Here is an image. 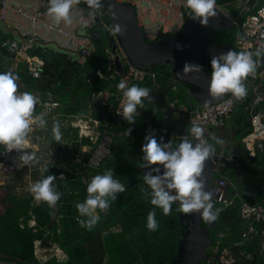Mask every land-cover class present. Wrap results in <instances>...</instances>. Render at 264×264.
I'll return each instance as SVG.
<instances>
[{"label":"built area","instance_id":"built-area-1","mask_svg":"<svg viewBox=\"0 0 264 264\" xmlns=\"http://www.w3.org/2000/svg\"><path fill=\"white\" fill-rule=\"evenodd\" d=\"M120 2H129L132 4L136 18L142 30V35L146 41L156 40L167 35L182 34L186 25V15L183 0H118ZM241 9L247 13L245 19L238 26L237 48L239 51H255L257 47L264 44V2L256 8L246 5L247 0H239L237 2ZM48 0H0V22L7 27L15 29L17 36L10 38L3 43L14 49V59L20 58L25 64L24 74L34 80H39L43 77L44 61L46 53L50 51H63L66 53L70 61L77 62L83 66L87 56L95 50V41L90 33L92 28L102 26L107 33V37L113 40L112 44L107 42L105 52L107 54V69L110 73L106 74L100 70H96V75L99 78H107L112 80L108 87L99 90L92 94L84 102L85 112L70 113L62 111L63 103L55 91L58 81L49 82L46 87H37L33 90V94L40 98V103L36 105V113H46V119L49 122L59 121L61 132L63 134V144H56L54 140H50L49 125L47 130L34 128L29 134L25 150L36 152L39 158V163L34 166H25L17 168L20 163V155L16 152L8 154H0V172L8 173H24V188L27 191V198L30 200L31 208L28 211L27 225L34 232L43 231V237L52 236V231L49 225L40 228L36 221V217L32 212V207L42 206L37 204L28 191L31 183L38 179L49 175V169L60 167L67 169L69 172L81 174L80 181L85 187L93 177L94 172L100 167L102 162L112 155L116 146V139L122 136V127L129 124L122 116L117 115L122 93L118 91L117 85L121 81H125L129 86L138 82L149 79L152 88L159 89L161 84L157 81L158 73L154 70L145 71L134 67L127 60L125 53L121 49L116 36H114L113 28L106 14L100 8L94 16L89 15L91 11L85 4L75 5L73 8H81V11L75 13L72 9L73 23L71 25H54L46 16ZM219 9V5H216ZM237 19H233L235 23ZM87 21L88 27L81 31V24ZM115 48L112 49V45ZM49 45L55 47V50H50ZM33 48L31 52L29 49ZM7 52V51H6ZM38 53L42 54L40 56ZM8 54V52H7ZM124 68V73L118 75L114 67L115 56ZM5 71H16V65H10ZM0 72H3L0 70ZM89 82V78H87ZM177 80L173 74L168 77V81L164 84L174 88ZM246 85L251 87L249 100L243 102V111L248 115L249 123L246 128V133L242 137V143L246 149L247 155L256 156V149H264V110L257 109L264 101V67L257 69L255 78L249 77L245 81ZM137 85V84H136ZM20 91V89H19ZM113 98L112 103L110 98ZM237 102H234L231 94H228L221 100L210 105H203L196 102L188 108L184 104L178 107L187 114V128L185 136L192 139L189 135V129L193 122L198 123L205 131L204 139H208L209 134L214 129L224 126L225 121L229 119ZM138 116L142 114L141 109H137ZM147 135H158V142L173 143L178 135L169 133L165 127H158L153 124H147ZM161 137L163 140L161 141ZM1 153H3V147ZM65 152L69 154L64 158ZM230 161L231 159L228 158ZM48 166V172H42V168ZM150 169H144V173ZM63 174L64 180L67 179L65 170H60L57 173L59 177ZM155 174V173H154ZM144 175V174H143ZM138 181L136 186L147 187L143 181ZM123 183H126L119 177H114ZM213 180V178H212ZM218 189L224 186L222 180H215ZM126 191V190H125ZM124 191V192H125ZM123 192V193H124ZM117 194V199L121 194ZM216 194V192H214ZM214 197V195H213ZM86 198V196H85ZM116 199V200H117ZM85 200V199H84ZM83 200V201H84ZM82 201V202H83ZM222 205L218 209L229 207L233 201H221V196L217 199ZM111 204V203H110ZM238 215L241 219L242 229L239 231V241L235 242L234 246L239 249L244 244V240L249 237L256 236L264 231V205L260 203H248L245 200L237 201ZM61 203L57 202L53 216L55 222L58 221V210ZM110 210V207H109ZM108 210V212H109ZM107 212V213H108ZM101 220L104 222L107 219V214L100 213ZM118 224L110 226L109 231H119ZM60 232V228L56 229ZM104 232V231H103ZM108 232V230H107ZM34 255L36 259L43 263L55 257L60 262L67 260L66 252L60 246L52 242L51 239L44 241L43 238H36L33 241ZM244 251L241 253L243 254ZM246 259H251L250 253H245ZM223 263L231 264L234 258L226 256L221 259ZM210 261L208 260L207 263Z\"/></svg>","mask_w":264,"mask_h":264},{"label":"clouds","instance_id":"clouds-1","mask_svg":"<svg viewBox=\"0 0 264 264\" xmlns=\"http://www.w3.org/2000/svg\"><path fill=\"white\" fill-rule=\"evenodd\" d=\"M81 3L91 10V16L103 7L101 0H48L46 16L54 25H71L73 6ZM183 4L189 10L190 18L204 26L208 25L209 18L217 15V0H183ZM219 9H222L220 5ZM80 27L81 31L86 29L87 21ZM125 30L124 26L117 24L112 34L122 36ZM235 50L214 56L210 61L208 94L212 99L231 94L234 102H242L248 96L245 81L249 77L255 78L257 69L264 67V44L255 51L238 52L236 47ZM200 70V65L186 62L183 66V73H199ZM19 79V75L14 72H0V146L4 150L0 154H21L20 163L16 166L22 168L39 163L37 153L26 151L25 146L34 128L47 130L48 120L46 113H36L40 98L31 92L19 91ZM117 89L122 93L117 115L132 124L138 115L137 109H145V99H151L150 90L136 84L129 86L125 81H121ZM60 129V122H53L51 133L56 144H63ZM188 131L192 139L184 136L175 147L170 141L158 142L151 134L144 137L145 143L141 148L143 156L139 167L150 170L143 175L147 187H142L140 191L141 199L148 200L154 206L147 213L146 227L151 232L159 227L156 209L162 210L164 216H169L175 202H179L178 211L186 215L199 213L206 222L214 221L220 212V209H214L213 192L205 190L204 169L205 162L216 152L214 144L208 140L217 144L223 141L214 134H209L208 140L204 139L205 131L196 122L192 123ZM130 132L131 129H127L126 134ZM48 169V166H44L42 172H48ZM58 179L64 180L62 173L59 177L49 174L31 183L28 191L33 200L37 204L55 208L62 195L55 183ZM125 190V185L114 178L113 169L94 175L86 186L85 200L75 205L81 228L91 231L101 220L100 213L107 214L110 203L117 199V194Z\"/></svg>","mask_w":264,"mask_h":264},{"label":"trees","instance_id":"trees-1","mask_svg":"<svg viewBox=\"0 0 264 264\" xmlns=\"http://www.w3.org/2000/svg\"><path fill=\"white\" fill-rule=\"evenodd\" d=\"M238 1L217 0V4L221 7L230 8L234 13H239L241 8L237 5ZM6 38L5 34L0 33V50L5 54L7 52L3 43ZM205 40L222 45H233L232 37L227 30L208 31L205 35ZM46 54L43 77L39 80H34L19 70L15 72L20 77L18 84L24 89H30L32 87H46L49 82L58 81L59 84L56 86L55 91L63 103V110L66 112H83L84 101L90 98L92 94L108 87L112 82L110 79L99 78L96 75L97 69L102 70L106 76L111 71L107 69V54L105 52V44L101 39L100 44H95V50L87 56L83 66H80L75 61H70L66 53L60 50L50 51ZM210 61L208 59L201 60L203 68L209 74L211 73ZM160 65L163 67V64ZM154 68L155 66L152 70H155ZM163 69L161 68L160 70ZM87 78H89V82H87ZM157 81L161 84L160 90L164 86H168L164 84L165 79L159 75L157 76ZM177 82L174 84L173 91H179L183 94L184 97L181 103L190 108L197 101L189 94L187 83L179 82L180 86H177ZM150 85V81L146 80L144 87L151 90ZM174 96L175 94L171 95V102L177 101L174 99ZM248 100L249 98H246L244 101ZM243 102L240 103L242 107ZM144 104L145 109L142 112V120L140 122L135 120L134 125L127 124L121 129V131H124L123 134L126 135V138H128L127 144H134L138 141L137 139L132 141L131 138H134L138 129L142 128L140 137V145L142 147L145 143L144 137L147 135L146 127L148 123L158 127H165L169 130V133L176 134L177 130L171 125L170 119L166 118L164 114V104L161 101L145 99ZM257 109L264 110V101ZM127 129H131L128 135L126 134ZM155 138L158 141V135H155ZM68 156L69 154L65 152L63 157L66 158ZM243 160L240 159L239 163L244 171H249V176L241 184H244V191L246 193L248 192L249 195L252 194L254 196L248 199L247 202L255 203V198L263 201L264 191L260 188L262 185L261 174L256 167L250 165L248 160ZM103 162L94 172L93 176L103 174L107 170L106 166H103ZM133 165V169L127 173H123L122 166H116L115 163L110 168L114 171V177H119L126 185L131 184L117 200L112 201L110 204L109 218L113 216L117 217L118 223L122 224V231L118 233L105 234L99 228V224L103 227L107 219L102 222L103 224L98 222L99 224L91 231L81 228L78 223L80 217L75 205L85 199L86 191L80 181L81 174L76 172H69L67 169L60 167L49 169L50 174L55 176H57L60 170H65L67 177L66 180L58 179L55 182L58 190L62 193L58 201L61 205L57 213V222L48 213L43 212L40 206L32 207V212L40 228L46 225H54V230L48 226L52 231V236L43 237L42 230L34 232L32 228L28 227L27 218L31 205L27 197H19L16 194L7 192L4 201L5 205H0V261L8 264H93L94 262L101 264L106 253L112 255L113 264H158L159 260L164 256L169 259V256L176 252L177 242L180 238V228L172 229V226H170L173 223L172 221L175 222L178 218L179 205L176 202L173 203L172 212L169 216H164L162 210L156 209V219L159 227L155 232L149 231L146 227L147 213L154 206L148 200L141 199L140 189L142 187L135 184L139 181L136 178L141 177L140 172L137 173L140 167L139 163ZM228 209H234L231 206L227 208V216H230L231 214ZM226 221L228 220L226 219ZM57 228H60L59 233L56 232ZM36 238H43L44 241L51 239L52 242L57 243L66 252L67 260L60 262L55 257H51L43 263L39 262L34 255L33 248V241ZM226 244H229V242Z\"/></svg>","mask_w":264,"mask_h":264},{"label":"water","instance_id":"water-1","mask_svg":"<svg viewBox=\"0 0 264 264\" xmlns=\"http://www.w3.org/2000/svg\"><path fill=\"white\" fill-rule=\"evenodd\" d=\"M256 1L257 0H247L246 5L250 8L255 5ZM101 3L103 5L101 9L106 14L113 30L117 24L124 26L126 29L122 36L116 35V39L131 65L139 69H144L145 71H150L155 65L170 64L171 73L174 78L178 82L187 83L189 94L198 103L203 105L216 103L228 95L225 94L217 99H212L209 96L208 84L210 74L205 71L201 64L202 59L211 60L212 57L221 53H226L228 50L236 51L234 46L231 44L222 45L214 42H207L205 40V35L208 31H226L233 25V19L224 10L217 8V15L209 18L207 26L201 25L197 20L191 19L188 15L189 10H185L186 25L181 35H167L156 40L146 41L142 35L141 27L138 23L131 3L120 2L118 0H101ZM243 12H245L244 9H242L241 13ZM97 28L98 29L92 28L90 33L92 34L95 43L100 44V33L98 30L105 31V29L102 26H98ZM10 38L11 37H8V39ZM107 42L112 44L113 40L108 38ZM114 48L115 45L113 44L112 49ZM5 50L8 52L10 57L15 55L14 49L10 47L9 44L5 45ZM32 50L33 48H30L29 52ZM38 54L42 56V54ZM186 62L200 65V72L183 73V66ZM114 67L118 75L124 73V68L117 55L114 58ZM168 92L169 89L167 88H164V90L160 93L156 90L155 94H160L161 96V98H157V100H163L162 96ZM174 111L179 112L180 117L179 121L176 123L171 121V125L177 128L180 121H183L176 131V135H178V137L172 143L175 147L185 136L187 114L179 108H174ZM165 116L166 118H169L168 115ZM246 121L249 123V118H247ZM210 134H212V131ZM243 134V131L238 133L239 136H242ZM222 140L228 141L223 137ZM212 141L213 140H208L210 143ZM227 148L228 146L223 143H216L215 155L205 162V190L213 192L214 201H217L219 196H221V201L226 199L233 201V196L236 195L234 190L229 192L232 182L227 178H213V174L217 169L225 171L227 168H232L236 176L235 181L238 182V184H241L243 178L246 176V172H244V169L239 163L236 150H234L235 148H231V150ZM236 148L238 149L239 146H236ZM26 151L32 152L31 150ZM17 154L19 155V153ZM244 157L248 160L254 159L256 156L251 157L247 155ZM228 158L231 160L229 161ZM138 172H140L141 176L144 174V171H141V168L137 171V173ZM162 172L163 168L161 167V173ZM215 180H222L224 186L221 189H218ZM130 186L131 184L126 185L127 189ZM214 192H216V194H214ZM176 203L179 205V202ZM230 206L231 208H234V201ZM41 209L43 212L48 213L49 216L54 215V208L42 205ZM220 212L224 216L225 220L228 218L235 219V217L227 216L226 208L220 209ZM177 215V225L180 226V238L177 242L176 252L169 256L170 260L168 262L166 261L167 257L164 256L161 260H159L158 264H203V260L207 257V249L211 247L213 243V239L211 238V229L216 226L218 216L214 221L206 222L202 219V216L199 213L186 215L178 211ZM263 241L264 240L262 238L260 243L262 244ZM261 248H264V245ZM0 263L8 264L1 261Z\"/></svg>","mask_w":264,"mask_h":264},{"label":"rangeland","instance_id":"rangeland-1","mask_svg":"<svg viewBox=\"0 0 264 264\" xmlns=\"http://www.w3.org/2000/svg\"><path fill=\"white\" fill-rule=\"evenodd\" d=\"M264 2V0H257L255 5L253 6L252 8V11H254L256 8H258L262 3ZM242 3H240L239 5H241ZM238 5V6H239ZM243 5V4H242ZM232 19H237L235 23H233V25L231 26L230 29H228L227 31L230 33V36L232 37V41H233V46L236 47L237 51L239 52V49L237 48V36H238V33H237V29H238V26L241 24V22L245 19V16L247 13H242L239 12V13H234L231 11L230 8H227L225 6H222L221 7ZM242 10V9H241ZM107 19V17H106ZM1 31L3 32V28L0 27ZM98 29V28H97ZM99 33H100V39L102 40V42L105 44V46L107 45V40H108V37L105 33V31H101V30H98ZM52 45H49V48L50 50H53V48L51 47ZM12 62V60L10 58L7 57V55L3 52H1L0 50V70L4 71L7 69V65L10 64ZM23 63V62H22ZM23 67L20 69H24L25 68V64H21ZM17 68V66H16ZM163 69V70H160V69ZM158 75L165 79V82L168 81V77L171 75V65L170 64H163V67H161L160 64L158 65H155V68H154ZM160 70V72H158ZM146 80H149V79H146ZM138 86H141V87H144L145 84H146V81H142V82H138L136 83ZM151 86V85H150ZM177 86H180L179 82H177ZM247 90H248V93L251 89V87L247 86ZM152 88V86H151ZM174 96V99L177 100L178 102H181L183 100V94H181L179 91H173L171 93V95ZM185 99H187V97H185ZM188 100V99H187ZM186 100V101H187ZM241 102H237L236 106H235V109L233 110L232 112V118L231 120L237 116L241 117V120L238 119V121L241 123V128L243 130H245L247 128V121H246V117L247 115L245 114V112L243 111L242 109V106L240 105ZM142 112H143V109H141ZM230 115V117H231ZM230 117L228 120H226V125L229 124V122L231 121L230 120ZM143 118V114H141L140 116L136 117V121H141ZM142 134V128H139L138 129V133H137V136L140 137ZM137 137V138H138ZM237 138H239V135L237 136ZM128 138H121V139H118L117 140V146L114 150V153L109 156L104 162H103V166H106L107 169H110L112 167V165L114 166V163L116 166H122V172L123 173H127L128 171L132 170L133 169V164H138L140 163L141 161V158L143 156V153L141 151V140L138 139V141L134 144H130L128 143ZM211 143H213L215 146H216V142L215 141H212ZM256 154H257V157H255L254 159H248L250 165L252 166H256L257 165V160L260 159V158H263L262 157H259L261 156L263 153H259V150L256 149ZM225 176L229 181L232 182L230 188H229V192L231 191H235L237 192L236 195L233 196V198L236 200V201H240L241 199L242 200H245L247 201L248 199H251L252 197H254L252 194H248V192L246 193L244 191V184H238V182L235 181L236 179V176L234 174V171L232 168H227L225 171H222V172H214L213 174V178H218L219 176ZM139 180V181H142V177H138L136 178V180ZM262 180V179H261ZM243 181H245V177L243 179ZM260 181V180H259ZM264 181V179H263ZM7 192H10V193H13V194H16L17 196L19 197H28L27 196V191L25 190L24 188V173L23 172H18V173H8V172H4V171H1L0 172V205L1 206H4V201H5V196L7 194ZM264 193V192H263ZM259 195V194H258ZM260 197V196H259ZM255 203H260L262 205H264V200L262 201L261 199L259 198H255ZM250 203V202H248ZM222 203L220 202H217V201H213V205H214V208H218L220 207ZM230 212H235L236 210H232V209H228ZM109 215H110V211L107 213V222H104V224L102 223V221H99V223H102L103 224V227L101 224H99V228L102 229V231H104L103 233L105 234H108V233H118V232H121L122 231V224L118 223V220H117V217H112V218H109ZM112 215V213H111ZM217 224L216 226H214L212 228V236H217V232L219 231L218 230V225L221 224L222 227L224 228V224L227 223L226 220H224V216L221 215V213L218 214V218H217ZM242 223L243 222H239V226L238 228H236V222L234 221L232 225V232H229V235L233 236L234 238H238L239 239V231L242 229ZM113 224H118L119 227H120V230L119 231H116V232H111L109 231V228L111 225ZM50 226V229L54 230L53 228V224L52 225H49ZM222 227L219 225V228L222 229ZM231 227V226H230ZM131 229V228H130ZM240 229V230H239ZM108 230V232H107ZM164 234H166L164 232ZM221 239V237H220ZM244 252H254V247L253 246H245L243 248ZM169 259H167L168 261ZM93 264H97V262H94ZM101 264H113V261H112V255L110 253H106L105 254V257L104 259L102 260V263ZM116 264H119V263H116Z\"/></svg>","mask_w":264,"mask_h":264},{"label":"crops","instance_id":"crops-1","mask_svg":"<svg viewBox=\"0 0 264 264\" xmlns=\"http://www.w3.org/2000/svg\"><path fill=\"white\" fill-rule=\"evenodd\" d=\"M73 11L75 13H77V12L81 11V8L80 7H78L77 9L73 8ZM0 27H2L4 29L3 32L0 29V33H3V34H5L7 36L5 41L8 40V37L15 38L17 36V33H16L14 28L7 27L4 23H1V22H0ZM51 47L53 48V50H55L54 46H51ZM48 48H49V46H48ZM6 55H7L8 58H10L12 60V62L10 64H8L7 67L10 66V65H16L17 66L16 71H14V73L19 71L23 67L21 64L24 65V63H22L24 61H21L20 58L14 59V56L10 57L8 54H6ZM21 71L23 72L24 69H22ZM3 72H5V70ZM18 85H19V89H20L21 92L27 91V92H31L32 93L33 90L37 88V87H32L30 89H24V88L20 87V84H18ZM174 87H175V85H174ZM164 88L169 89V92L165 93L162 96L163 100H157V98H161V96H160V94H155V91L157 90L160 93L162 91V89L164 90ZM173 89L174 88H171L170 86H166V87L164 86L163 88H161V90L160 89L151 88V90H150L151 99H148V100H151V101H161L164 104V107H163L164 108V113H166L165 115L169 116L170 123H172V122L176 123L177 121H179V117H180L179 112L174 111V108H178L180 106V104H182L181 102H177V101L171 102L170 98H171V92L173 91ZM249 93H250V91H249ZM249 93H248V95H249ZM248 97L249 96H247V98ZM112 101H113V98L111 97L110 98V102L112 103ZM62 111H64L63 107H62ZM85 111H86V109L83 106V112H85ZM231 118H232V115L230 117V120H231ZM247 118H248V115L246 117V120H247ZM238 119L241 120V117L237 116V117L234 118V120L232 119L229 122L228 125H226V123H225L223 127L218 128V129H214L212 131V134H214L216 137H218L221 140H222V137L224 139H227L228 141H225V140L223 141L222 140L223 144L228 146L227 149L231 150V148L232 149L235 148L234 150H236V154L238 156V160H240V159L241 160L242 159L246 160L244 156H247V152H246V149H245V147H244V145L242 143V137L245 135L246 129L243 130L241 128V123L238 121ZM182 122L183 121H180L179 126L182 124ZM52 124H53V122H49L48 123L50 133H51ZM130 125L132 126V125H134V123H132ZM247 126H248V124H247ZM174 128L177 130L176 127H174ZM242 131L244 132V134L242 136H239V138H237L238 133L242 132ZM123 133H124V131L122 130V136H120V137H118L116 139V143H117L118 139H121L123 137L126 138V135L123 134ZM137 133H138V131L136 132V136H134V138H131L132 141H135L136 139L137 140L138 139L141 140L140 139L141 136L138 137ZM136 137H138V138H136ZM158 137H159L158 138V140H159L160 136H158ZM50 140H53L52 139V133L50 134ZM220 144H222V143H220ZM236 146H239V148L237 149ZM115 148H116V146H115ZM257 149L259 150V153H263L261 156H259V157L263 156V158L258 159L257 160V165L254 166V167H256L257 170L261 174L262 185L260 186V188L263 189V191H264V181H263V179H264V151L259 149V148H257ZM256 157H257V154H256ZM244 166H246V165H244ZM216 171L222 172L219 169H217ZM247 172H249V171H247ZM248 176H249V173L245 176V178L248 177ZM219 177L226 178L225 176H222V175L219 176ZM213 201L214 200H212V202ZM234 213H236V214H234L235 215V219H229L228 218L227 220L229 222L227 221V223L223 225L224 228H222L220 230L221 231L220 234H218V232H217V236H212L213 231L211 229V238L213 239V243H212V246L207 249V257L203 260V264H226V263H223L221 261V259L225 258L226 256H230V257L234 258V261L231 264H264V248H261L264 245V241L262 242V244L260 243L262 238L264 240V231H262V233H260V234H258L256 236H252V237H249L248 239L244 240L243 246H241L239 249H237V247L234 246V244H235V242L239 241L240 238L239 239L238 238H234L233 236L229 235V232H232V230H231L232 225L231 224H233V222L238 219L237 218V210ZM232 217H234V216H232ZM238 226H239V222L236 223V228H238ZM220 237H221V239H220ZM231 239L233 241L232 244H231ZM228 242H229V244H226ZM245 246H253L254 247V252L253 253L250 252V254L254 256V259L251 260V259H246L244 257V254L245 253H249V251L248 252H243V254L241 253L242 251H244L243 248ZM260 248H261V250H260ZM208 260L210 261L209 263H207Z\"/></svg>","mask_w":264,"mask_h":264},{"label":"flooded vegetation","instance_id":"flooded-vegetation-1","mask_svg":"<svg viewBox=\"0 0 264 264\" xmlns=\"http://www.w3.org/2000/svg\"><path fill=\"white\" fill-rule=\"evenodd\" d=\"M140 168H141V167H140ZM141 171H143V168H141ZM244 172H246V175H247L248 172H247L246 170H245ZM234 205H235V206H234L233 209H234V210H235V209L237 210V218H238L235 222L238 223V222L241 221V219H240V217H239V215H238V204H237V201H234ZM223 209H224V208H223ZM220 213H221V212H220ZM230 214H231L232 216L235 217L234 214H236V213H234V212H230ZM221 215H222V213H221ZM231 215H230V216H231ZM222 216H223V215H222ZM224 220H225V219H224ZM177 221H178V218L175 220V222L172 221L173 223L170 224V226H172V229H174V228L177 229L178 227L180 228V226L177 225ZM217 221H218V220H217ZM241 222H242V221H241ZM219 225L222 227L221 224H219ZM219 225H218V230H219V231H218V234H220V232H221V231H220L221 229L219 228ZM222 228H223V227H222ZM252 259H254V256H253V255H252V257H251V260H252Z\"/></svg>","mask_w":264,"mask_h":264}]
</instances>
